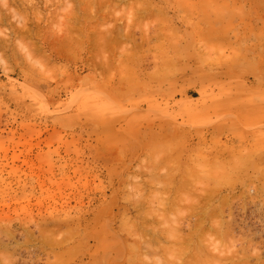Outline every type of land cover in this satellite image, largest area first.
<instances>
[{
    "label": "rangeland",
    "instance_id": "obj_1",
    "mask_svg": "<svg viewBox=\"0 0 264 264\" xmlns=\"http://www.w3.org/2000/svg\"><path fill=\"white\" fill-rule=\"evenodd\" d=\"M90 1L0 0V264L264 259V0Z\"/></svg>",
    "mask_w": 264,
    "mask_h": 264
},
{
    "label": "bare ground",
    "instance_id": "obj_2",
    "mask_svg": "<svg viewBox=\"0 0 264 264\" xmlns=\"http://www.w3.org/2000/svg\"><path fill=\"white\" fill-rule=\"evenodd\" d=\"M89 1H90V0H89ZM99 1H100V0H99ZM104 1H105V0H104ZM109 1H110V0H109ZM113 1H115V0H113ZM116 1H117V0H116ZM124 1H125V0H124ZM127 1H128V0H127ZM7 2H8V1H7ZM90 2H91V1H90ZM107 2H108V1H107ZM8 3H9V2H8ZM83 3H85V2H83ZM87 3H89V2H87ZM100 3H102V2H100ZM116 3H118V2H116ZM123 3H124V2H123ZM94 4H95V3H93V5H94ZM112 4H113V3H111V6H112ZM114 4H115V3H114ZM85 5H86V3H85ZM87 5H88V4H87ZM93 5L89 6V8L92 7ZM96 5H97V4H96ZM102 5H103V4H102ZM108 5H110V4H108ZM116 5H117V4H116ZM8 6H9V5H8ZM99 6L102 7L101 4H100ZM99 6H96V7H99ZM103 6H105V5H103ZM106 6H107V4H106ZM119 6H121L120 3H119ZM82 7H83V6H82ZM82 7H81V8H82ZM94 7H95V6H94ZM113 7H114V6H113ZM116 7H118V6H116ZM126 7H128V6H126ZM92 8H93V7H92ZM92 8H91V9H92ZM103 8H104V7H103ZM109 8H110V7H109ZM101 9H102V8H101ZM129 9H131V7H130ZM83 10H84V9H83ZM98 10H99V8H98ZM103 10H106V8L103 9ZM86 11H87V9H86ZM86 11H85V12H86ZM90 11H91V10H89V12H90ZM92 11H93V10H92ZM109 11H110V9H109ZM129 11H130V10H129ZM83 12H84V11H83ZM85 12H84V13H85ZM93 12H94V11H93ZM95 12H96V9H95ZM104 12H105V11H104ZM122 12H123V11H122ZM126 12H127V11H126ZM87 13H88V11H87ZM87 13H85V14H87ZM91 13H92V12H91ZM96 13H97V12H96ZM102 13H103V12H102ZM106 13L109 14L110 12H107V11H106ZM128 13H129V12H128ZM99 14H100V13H99ZM99 14L97 13V14H95V15H99ZM103 14H104V13H103ZM103 14H102V15H103ZM107 14H106V15H107ZM123 14H124V13H123ZM126 14H127V13H126ZM91 15H94V14H91ZM102 15H100V16L102 17ZM129 15H130V14H129ZM82 16H83V15H82ZM82 16H81V18H82ZM103 16H105V15H103ZM78 17H79V16H78ZM85 17H86V16H85ZM105 17H106V16H105ZM105 17H104V18H105ZM129 17H130V16H129ZM135 17H136V14H135ZM99 18H100V17H99ZM105 19H106V18H105ZM135 19H137V18H135ZM103 21H104V20H103ZM129 21H130V20H129ZM131 21L134 22L133 19H132ZM82 22H83V21H82ZM80 23H81V22H80ZM128 25H130V23H129ZM80 26H81V25H80ZM86 26H87V25H86ZM89 26H91V25L89 24ZM131 26H132V25H131ZM131 26H130V27H131ZM87 27H88V26H87ZM82 28H83V26H82ZM88 28H90V27H88ZM79 29H80V28H79ZM113 29H114V28H113ZM113 29H112V31H113ZM22 30H24V28H22ZM80 30H81V29H80ZM80 30H79V31H80ZM84 30H85V29H84ZM86 30H87V29H86ZM90 31H91V30H90ZM81 32H82V30L80 31V33H81ZM113 32H114V31H113ZM80 33H79V34H80ZM87 34H88V31H87ZM88 35H89V34H88ZM88 35H87V36H88ZM92 35H93V34H92ZM99 35H101V34H99ZM201 35H202V34H201ZM201 35H200V36H201ZM89 36H90V35H89ZM203 36H204V35H203ZM84 37H85V36H84ZM84 37H82V38H84ZM93 37H94V36H93ZM200 38H201V37H200ZM202 38H203V37H202ZM203 40H206V39L204 38ZM87 42H89V41L87 40ZM81 44L83 45V43H81ZM86 44H88V43H86ZM96 48H97V46H96ZM164 136L166 137V135H164ZM167 136H168V135H167ZM169 136H170V135H169ZM171 136H172V135H171ZM151 137H152V136H151ZM165 137H164V138H165ZM164 138H163V139H164ZM151 139H152V138H151ZM153 139H154V138H153ZM165 139H166V138H165ZM165 139H164V140H165ZM154 140H155V139H154ZM164 140H163V141H164ZM157 142H158V140H157ZM162 143H163V142H162ZM259 145H260V144H259ZM196 147H197V146H196ZM250 147H251V146H250ZM256 147H257V146H256ZM257 148H258V147H257ZM198 149H200V148H198ZM252 149H254V148H252ZM258 149H259V148H258ZM260 149H261V148H260ZM260 149H259V150H260ZM194 150H195V149H193V152H192V153H195V152H196V151L194 152ZM200 150H201V149H200ZM200 150H199V151H200ZM233 150H234V149H233ZM241 150H242V149H241ZM241 150H239V151H241ZM246 150H247V149H246ZM246 150H245V151H246ZM197 151H198V150H197ZM239 151H238L237 154H239ZM243 151H244V150H243ZM249 151H250V150H249ZM256 151H257V150H256ZM210 152H211V151H210ZM210 152H209V154H210ZM219 152H220V151H219ZM219 152H218V153H219ZM226 152H227V151H226ZM229 152H230V151H229ZM232 152H233V151H232ZM258 152H259V151H258ZM198 153H199V152H198ZM200 153H201V152H200ZM206 153H207V152H206ZM224 153H225V152H224ZM251 153H252V152H251ZM253 153L255 154V152H253ZM220 154L222 155V153H219V156H220ZM227 154H228V153H227ZM201 155H202V154H201ZM201 155H200V156H201ZM228 155L231 156V154H228ZM228 155H226V156H228ZM233 155H234V154H233ZM222 156H223V155H222ZM235 156H236V155H235ZM237 156H238V155H237ZM241 156H246V154H243V155H242V153H241ZM248 156H249V154H248ZM251 156H252V155H251ZM201 157H202V156H201ZM211 157H212V156H211ZM216 157H217V156H216ZM228 157H229V156H228ZM238 157H239V156H238ZM218 158H219V157H218ZM235 158L238 159V160H240V159L237 158V157H235ZM235 158H231L232 161H234ZM241 158H242V157H241ZM246 158H247V157H246ZM203 159H204V158H203ZM207 159H208V158H207ZM212 159H213V158H212ZM220 159H221V158H220ZM233 159H234V160H233ZM242 159H243V158H242ZM242 159H241V161H242ZM249 159H251V158H249ZM205 160H206V158H205ZM213 160H214V159H213ZM217 160H218V159H217ZM238 160H236V161L239 162V164H241V163L243 162V161L241 162V161H238ZM221 161H222V159H221ZM224 161H225V160H223V162H224ZM229 161H230V160H229ZM229 161L227 160L226 162L228 163ZM244 161H246V160H244ZM226 162H225V164H226ZM230 162H231V161H230ZM240 162H241V163H240ZM208 163H209L208 165H210L209 160H208ZM246 163H247V162H246ZM222 164H224V163H222ZM225 164H224V165H225ZM228 164H230V163H228ZM211 165H212V163H211ZM218 165H219V164H218ZM243 165H245V162L243 163ZM243 165H241V166H243ZM212 166H213V165H212ZM215 166H216V165H215ZM220 166H221V165H220ZM225 166H226V165H225ZM228 166H229V165H228ZM235 166H236V163H235ZM238 166H240V165H238ZM222 167H223V166H222ZM226 167H227V166H226ZM230 167H231V165H230ZM220 168H221V167H220ZM235 168H236V167H235ZM238 168H239V167H238ZM240 168H241V167H240ZM193 169H194V168H193ZM228 169H229V167H228ZM194 170H195V169H194ZM233 170H234V169H233ZM238 170H239V169H238ZM222 171H223V170H222ZM193 172L195 173V171H193ZM227 172H228V171H227ZM227 172H226V174H227ZM170 173H171V172H170ZM222 173H223V172H222ZM222 173H221V174H222ZM228 173H229V172H228ZM230 173H231V172H230ZM172 174H174V173H172ZM192 174H193V173H192ZM262 174H263V173H262ZM231 175H232V174H231ZM263 175H264V174H263ZM172 176H173V175H172ZM192 177H193V175H192ZM196 177H197V176H196ZM198 177L200 178V176H198ZM198 177H197V178H198ZM208 177H209V176H208ZM184 178H185V177H184ZM184 178H183L182 180H184ZM197 178H196V179H197ZM206 178H207V177H205V179H206ZM185 179H186V178H185ZM194 179H195V178H194ZM202 179H204V178H202ZM219 179H220V178H219ZM261 179H262V178H261ZM200 180H201V179H200ZM200 180H197V181H200ZM185 181H186V180H185ZM201 181H202V180H201ZM223 181H224V180H223ZM226 181H227V179L225 180V182H226ZM230 181H231V180H230ZM204 182H205V181H204ZM231 182H232V181H231ZM196 183H197V182H196ZM198 183H199V182H198ZM209 183H210V182H209ZM216 183H217V182H216ZM189 184H190V183H189ZM203 184H204V183H203ZM222 184H223V183H222ZM229 184H230V183H229ZM205 185H206V184H205ZM218 185H219V184H218ZM143 186H144V185H143ZM145 186H146V185H145ZM191 186H192V185H191ZM191 186H190V187H191ZM197 186H198V185H197ZM207 186H208V185H207ZM207 186H206V187H207ZM188 187H189V185H188ZM194 187H195V186H194ZM194 187H192V188H194ZM198 187H200V186H198ZM212 187H215V186H212ZM217 187H218V186H217ZM217 187L214 188V189L216 190ZM196 188H197V187H196ZM200 188H201V187H200ZM202 188H204V189H202V190H204V191H203V193H204V192H205V187H202ZM207 189H208V188H207ZM214 189H213V190H214ZM189 190H190V189H189ZM191 190H192V189H191ZM194 190H195V189H194ZM196 190H197V189H196ZM196 190H195V191H196ZM209 190H210V189H209ZM211 190H212V189H211ZM189 192H190V191H189ZM193 192H194V191H192V194H193ZM210 192H211V191H210ZM194 193H197V192H194ZM208 193H209V192H208ZM197 194H198V193H197ZM212 194H213V191L211 192V195H212ZM218 194H219V193H218ZM204 195H205V193L203 194V196H204ZM206 195H207V194H206ZM206 195H205L204 197H206ZM211 195H209L208 198L206 197L207 200H204L205 202H204V201H201V202H202V203L204 202V204L206 203V205H207V204H208V199H209V198L212 199ZM215 195H217V193H215ZM195 196H196V195H195ZM200 196H201V195H200ZM203 196H201L199 200H202V199H203V198H202ZM207 196H208V195H207ZM224 196H225V195H224ZM224 196H223V197H224ZM216 197H217V196H216ZM226 198H227V197H226ZM226 198L224 197V199H226ZM187 199H188V198H187ZM210 199H209V201H210ZM218 199H219V197H218ZM218 199H217V200H218ZM222 199H223V198H221V201H222ZM224 199H223V200H224ZM227 199H228V198H227ZM143 200H144V199H143ZM143 200H142V201H143ZM184 200H186V199H184ZM191 200H192V199H191ZM193 200H194V199H193ZM199 200H198V201H199ZM215 200H216V199H215ZM215 200H214V201H215ZM142 201H140V202H142ZM144 201H145V200H144ZM166 201H167V200H166ZM186 201H187V200H186ZM206 201H207V202H206ZM227 201H229V200H227ZM191 202H192V201H191ZM201 202H200V203H201ZM212 202H213V201H212ZM223 202H225V200H224ZM142 203H143V202H142ZM163 203H164V202H163ZM194 203H195V202H194ZM209 203H210V202H209ZM217 203H218V202H217ZM220 203H221V202H220ZM226 203H228V202H226ZM166 204H167V203H166ZM189 204H190V202H189ZM214 204H216V203H214ZM138 205H139V204H138ZM140 205H141V204H140ZM190 205H191V204H190ZM190 205H189V206H190ZM200 205L202 206L203 204H200ZM209 205L211 206V204H208V206H209ZM162 206H163V205H162ZM196 206H197V205H196ZM210 206H209V207H210ZM140 207H141V206H140ZM193 207H194V206H193ZM199 207H200V206H199ZM220 207H221V206H220ZM191 208H192V206H191ZM196 208H197V207H196ZM204 208H206V207L204 206ZM204 208H203V206H202V209H201V211H200L201 213H200V212L198 211V209H197V212H196V213H198V214H203V213H205L206 215H205V214H203V215H205L210 221L212 220V221H211L212 223H213V220H215V223H213L212 225H211V224H207L206 221H208V219L205 220V217H204L203 215H201V216H203L202 219H201V216H199V217H200V219H198L199 222L197 221V223L195 222L196 224L193 225V226H195V227L192 229V230H194V231H190V234H187V237L184 236L183 239H178L179 241H182L183 243H182V242H181V243H180V242H177V241H178V240H177L178 237L176 238V237L173 235V232H169V231H167V232H169L172 236L166 234L165 237H166V236L169 237V238H168L169 241L171 240V237H172V238L175 237L176 239L174 238L175 240L172 239L170 242H171V243H172V241H173V242H174V241L177 242V244H175V243H174L175 245L173 244V246H174L175 248H173V249L171 248V249H172V250H171L172 252H173V250H174V252L177 250V253H180V252H179L180 250L177 249V247H176V245H179V244H184V247L186 246L185 243H188V244L192 243V244L194 245V243L197 241V240H195V239H196L195 237H198V235H199V236H200V235L202 236V234H207L210 230H211V233H212V229H214L213 231H216L217 233H220V229H221V227H222L221 224H222V222L224 221L223 219H222V221L220 220V219H221V218H220V215H221V212H222L223 210L221 211L219 208H217V209L214 211V208H216V207L214 206V207H211V210H210V208H209V211H211V212H208V213H207L206 211L203 212V211H204V210H203ZM212 208H213V209H212ZM177 209H178V208H177ZM194 209H195V208H194ZM173 210H174V209H173ZM179 210H180V209H179ZM191 210H192V209H191ZM191 210H190V211H191ZM206 210H207V208H206ZM217 210H218V211H217ZM140 211H141V210H140ZM180 211H181V210H180ZM192 211H193V210H192ZM220 211H221V212H220ZM141 212H142V211H141ZM141 212H139V213H141ZM178 212H179V211H178ZM202 212H203V213H202ZM152 213H153V212L148 213V216H147V217H148V218H149V217L152 218V217L150 216V215H153ZM149 214H150V215H149ZM191 214H192V213H191ZM193 214H195V212H194ZM198 214H197V215H198ZM219 214H220V215H219ZM154 215H155V213H154ZM195 215H196V214H195ZM218 215H219V218H220V219H219L220 222L217 221V219H218L217 216H218ZM140 216L144 217V219L141 218V219H142L141 221H143L142 223L145 224L144 221L147 220V219H146V215L143 216V215L141 214ZM187 216H188V215H187ZM189 216H190V215H189ZM189 216H188V217H189ZM193 216H194V215H193ZM221 216H222V215H221ZM136 217H137V216H136ZM153 217H154V216H153ZM197 217H198V216H196L195 219H197ZM199 217H198V218H199ZM138 218H140V217L138 216ZM178 218H179V217H178ZM215 218H217V219H215ZM145 219H146V220H145ZM173 219H174V217H173ZM189 219H190V217H189ZM179 220H180V219H179ZM226 220H227V219H226ZM176 221H177V219H176ZM195 221H196V220H195ZM210 221H209V222H210ZM123 222H124V225H126V224H125V221H123ZM123 222H122V223H123ZM179 222H180V221H179ZM229 222H230V221H229ZM122 223H121V224H122ZM133 223H134V222H133ZM187 223H188V222H187ZM143 224H142V225H143ZM171 224H172V223H171ZM174 224H175V222H174ZM176 224H177V223H176ZM176 224H175V225H176ZM192 224H193V223H192ZM192 224H191V225H192ZM225 224H226V223H225ZM227 224L229 225V223H227ZM231 224H232V223H231ZM122 225H123V224H122ZM122 225H120V226H122ZM134 225H135V223L133 224V226H134ZM142 225H141V226H142ZM172 225H173V224H172ZM189 225H190V224H189ZM191 225H190V227H191ZM223 225H224V224H223ZM130 226L132 227V225H130ZM130 226H128V227L130 228ZM138 226H139V225H138ZM178 226H179V225H178ZM186 226H187V225H186ZM216 226H217V227H216ZM122 227H124V226H122ZM135 227H136V226H135ZM146 227H147V226H146ZM168 227H169V226H168ZM171 227H173V226H171ZM215 227H216V228H215ZM223 227H225V226H223ZM227 227H228V226L226 225V228H227ZM229 227H230V226H229ZM120 228H121V227H120ZM125 228H126V227H125ZM182 228H183V227H182V225H181V228H179V229H182ZM226 228H224V229H226ZM152 229H153V228H152ZM168 229H170V228H168ZM176 229H177V228H176ZM179 229H178V230H179ZM129 230H132V229L130 228ZM153 230H154V231H153L154 233L158 231V230H156L155 228H154ZM222 230H223V229H222ZM229 230H230V228H227V231H226V232L228 233ZM123 231H124V230H123ZM125 231H126V229H125ZM132 231H136V230H132ZM139 231H140V230H139ZM139 231H138V233H137V232H136V233L139 234ZM141 231H142V230H141ZM146 231H147V230H146ZM146 231L144 230V233H145V234H146ZM148 231H149V230H148ZM159 231H160V230H159ZM159 231H158V232H159ZM170 231H171V230H170ZM181 231H183V230H181ZM164 232H165V231H164ZM224 232H225V230L223 231V233H224ZM230 232H231V230H230ZM230 232H229L227 235L230 236ZM165 233H166V232H165ZM188 233H189V231H188ZM209 233H210V232H209ZM209 233H208V234H209ZM211 233H210V234H211ZM217 233H216V234H217ZM231 233H232V232H231ZM129 234H130V233H129ZM133 234H134V232H133ZM137 234H136V235H137ZM142 234H143V231L140 233V235H142ZM145 234H143L142 236L144 237ZM160 234H161V233H160ZM210 234H209V235H210ZM214 234H215V232H214ZM214 234H213V237H212V238H214V236H217V235H214ZM221 234H222V232H221ZM221 234H220V235H221ZM134 235H135V234H134ZM136 235H135V236H136ZM156 235H157V233H156ZM162 235H163V233H162ZM222 235H223V234H222ZM222 235H221V236H222ZM232 235L235 236L234 234H232ZM232 235H231V236H232ZM142 236H141V237H142ZM146 236H147L148 238H147ZM146 236H145L146 239H147L146 242H147V243H149V242L152 243L153 241L151 242L152 238H151L150 233H148ZM170 236H171V237H170ZM201 236H200V239H202ZM211 236H212V235H211ZM211 236H209V238H208L209 240H211V239H210ZM221 236H219V234H218V236L216 237L217 240H218V239H221V238H222V239L224 238L223 236H222V237H221ZM233 236H232V237H233ZM138 237H139V235H138ZM138 237H135V238H136V243H134V244H136L137 246L140 247V245H138L137 242H138L139 240H141V239H140V237H139V238H138ZM143 237H142V238H143ZM149 237L151 238V240H149ZM167 237H166V240L168 241ZM204 237H205V235H204ZM220 237H221V238H220ZM153 238H154V237H153ZM194 238H195V239H194ZM198 238H199V237H198ZM198 238H197V239H198ZM229 238H230V237H229ZM229 238H227V240L225 239L226 241L224 242V244H226L227 241H228V243H229V242H230L231 244L233 243L232 241H229V240L232 239V238H230V239H229ZM233 238H235V237H233ZM137 239H139V240L137 241ZM143 239H145V238H143ZM200 239H199V240H200ZM203 239L205 240V238H203ZM208 239H206V240H208ZM148 240H149V241H148ZM156 240H158V239H156ZM199 240H198V241H199ZM206 240H205V242H204V241H203V242L207 245ZM209 240H208V241H209ZM217 240H216V241H217ZM223 240H224V239H223ZM223 240H221L219 243H221ZM232 240H233V239H232ZM235 240H236V239H235ZM235 240H234V241H235ZM154 241H155V238H154ZM158 241L161 243L163 240H162V241L158 240ZM212 241H213V239H212ZM238 241H239V240H238ZM240 241H241V240H240ZM242 241H243V240H242ZM242 241H241V242H242ZM141 242H142V241H141ZM156 242H157V241H156ZM156 242H154L155 245L157 244ZM159 242H158V243H159ZM147 243H145V245H146ZM160 243L157 244V245L154 246V247L149 246V245H151V244H149V245H147V246H149V247H151V248L148 247L149 250H148V248H147L146 250H147V251H150V250H151L152 253H153V252L156 253V252H158L159 250L161 251V248H162L161 245H162L163 242H162L161 244H160ZM167 243L169 244V242H167ZM208 243H209V242H208ZM210 243H212V242H210ZM214 243H215V242H214ZM228 243H227V247L230 245V243H229V244H228ZM134 244H133V246H130L129 248H133V247H134ZM142 244H143V243H142ZM188 244H187V245H188ZM197 244H198V243H197ZM205 244H203L204 247H208V246H209V247L211 248V251H212V252H211L210 249H209V251L211 252V255H212L214 252L218 251V250L220 249V247L222 246V243L218 245V242H216V244L218 245L217 248H219V249H216V246H217V245L215 246V249H214V245H213V243H212V244H209V245H207V246H205ZM224 244H223V245H224ZM163 245H164V244H163ZM171 245H172V244H170L169 246H171ZM200 245H201V244H200ZM212 245H213V250H216V251H214V252H213L212 247H211ZM142 246H144V244H143ZM152 246H153V243H152ZM158 246H159V247L161 246L159 250L157 249ZM166 246H167V245H166ZM166 246H164V249H162V250L165 251V250L167 249ZM169 246H168L167 251H169V248H170ZM173 246H172V247H173ZM179 246H180V245H179ZM188 246H189V249H190L192 252H193V251H196V252H194V254L192 253L193 256H191V255L188 253V254H189V257H188V258H189V259H188V261H187L186 263H185V260L183 261L184 263H182V260H183V259L181 260V262L179 261L180 259H179V260L177 259L178 261H176V262H178L179 264H181V263H182V264H196V262L198 263V261L200 260V258H201V254H200V253H201V249H200V247H199V248L196 247L197 249H195V247H194V248L192 249V248L190 247V245H188ZM188 246H187V247H188ZM194 246H195V245H194ZM196 246H197V245H196ZM201 246H202V245H201ZM232 246H233V245H232ZM232 246H231V247H232ZM235 246H236V245H234L233 247H235ZM242 246H243V245H242ZM139 247H136V248L140 250L141 247H140V248H139ZM159 247H158V248H159ZM165 247H166V248H165ZM181 247H183V246L181 245ZM187 247H186V248H187ZM192 247H193V246H192ZM223 247H224V252H225V248H226V247H225V246H223ZM223 247H222V248H223ZM249 247H250V245H249ZM134 248H135V247H134ZM134 248H133L132 251H134ZM143 248H144V247H143ZM154 248L157 249L156 252L154 251V250H155ZM201 248H202V247H201ZM241 248H242V247H241ZM153 249H154V250H153ZM180 249H181V248H180ZM184 249H185V248H184ZM189 249L187 248V250H189ZM226 249H227L228 251H230L231 248H230V246H229V248H226ZM235 249H237V248H235ZM247 249H248V248H247ZM247 249H246V250H247ZM142 250H143V249H142ZM146 250L143 251V252H142V251H138V252H136V253H139V252H141V253H145V254H142V255H145V257H146ZM185 250H186V249H185ZM190 250H189V251H190ZM204 250H205V249H204ZM242 250H243V249H242ZM254 250H255V248H254ZM151 251H150V252H151ZM167 251L164 252V253H169V252H167ZM181 251H182V250H181ZM221 251H222V250H221ZM231 251H232V250H231ZM231 251H230V252H231ZM234 251H235V250H233L232 252H234ZM256 251H257V249H256ZM161 252H162V251H161ZM161 252H159V253L161 254ZM174 252H173V255H174L173 257L171 256V255H172L171 252H170L169 254H171L170 256H171L172 259L175 257L174 259L176 260V258H177L179 255H178V256H177V255L175 256V253H174ZM183 252H184V251H183ZM183 252H182V253H183ZM232 252H231V253H232ZM235 252H236V251H235ZM243 252H245V251L243 250ZM248 252H250V250H249ZM141 253L138 254V255H141ZM152 253H151V255H152ZM186 253H187V252H185V254H186ZM219 253H220V252H219ZM219 253L216 252V255L219 254ZM226 253H228V252H226ZM254 253H255V252H254ZM254 253H253V255H251L252 258L258 256V254H257L258 252L255 254L256 256H254ZM162 254H163V253H162ZM162 254H161L160 256H162ZM202 254H203V253H202ZM209 254H210V253H209ZM232 254H233V253H232ZM245 254H247V253L245 252ZM245 254L243 253V254L240 255V256H239L238 254H236V255L234 254L235 256H239V257H237V258L234 259V255H232L233 258H232V256H231L230 258L228 257L229 259H228V258H227V259L230 260V259L232 258V260H230V261H232V264H264V259H262V258L260 257V254H261V253H259V257H260L261 259L257 257V258H255V261H254V262L251 261L252 258L249 256V255H250L249 253H248V255H245ZM205 255H206V254H205ZM213 255H215V254H213ZM213 255H212V257H213ZM147 256H148V257H146V259L148 258L147 260L150 261L151 258H149V252H148V255H147ZM163 256H164V254H163ZM166 256H168V254L165 255V257H166ZM190 256H191V258H190ZM220 256H221V255H220ZM227 256H228V255H227ZM132 257H133V256H132ZM143 257H144V256H143ZM143 257L141 256L142 259H143ZM184 257H185V256H184ZM203 257H204V256H203ZM209 257L211 258V256L207 255V258H205V259H206V260L208 259L207 261L212 260V259H209ZM215 257H216V256H215ZM215 257H214V260H215ZM218 257H219V256H218ZM129 258H130V257H129ZM129 258H128V261L131 260V258H130V259H129ZM139 258H140V257H139ZM139 258H138V259H139ZM219 258H220V257H219ZM219 258H216L217 261H218ZM222 258H223V257H222ZM133 259H134V258H133ZM136 259H137V258H136ZM144 259H145V258H144ZM152 259H153V256H152ZM155 259H156V258H155ZM172 259H171V260H172ZM185 259H186V258H185ZM194 259H195V261H193ZM227 259H225V261H228ZM253 259H254V258H253ZM0 260H1V259H0ZM201 260H203V258H202ZM133 261H134V260H133ZM139 261H143V260H139ZM145 261H146V260H145ZM149 261H147V264H149L152 260H151L150 262H149ZM153 261H155V260H153ZM156 261H157V260H156ZM156 261H155V262H156ZM203 261H204V260H203ZM203 261H202V262H203ZM207 261H205V262L207 263ZM220 261H223V260L220 259ZM225 261H224V262H225ZM230 261H229V263H230ZM148 262H149V263H148ZM173 262H175V261L173 260V261L171 262V264H173ZM176 262H175V263H176ZM200 262H201V261H200ZM202 262H201V263H202ZM210 262H211V261H210ZM212 262H213V260H212ZM212 262H211V264H213ZM215 262H216V261H214V263H215ZM130 263H131V261H130ZM153 263H154V262H153ZM157 263H158V264H161L162 262H160V261L158 262V261H157ZM175 263H174V264H175ZM178 263H177V264H178ZM201 263H200V264H201ZM217 263H219V262H216L215 264H217ZM134 264H135V263H134ZM141 264H145V263H144V262H141ZM150 264H151V263H150ZM203 264H204V262H203ZM208 264H209V263H208ZM220 264H222V263H220ZM224 264H226V262H225Z\"/></svg>",
    "mask_w": 264,
    "mask_h": 264
}]
</instances>
